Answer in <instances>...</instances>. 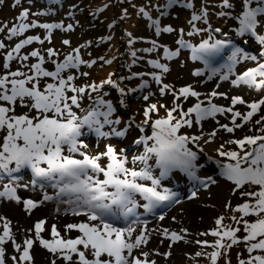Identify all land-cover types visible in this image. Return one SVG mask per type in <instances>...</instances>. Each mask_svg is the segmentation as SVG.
I'll use <instances>...</instances> for the list:
<instances>
[{"label": "snow or ice", "instance_id": "1", "mask_svg": "<svg viewBox=\"0 0 264 264\" xmlns=\"http://www.w3.org/2000/svg\"><path fill=\"white\" fill-rule=\"evenodd\" d=\"M179 2L180 0H168L166 8H171ZM20 3L21 0H15V5ZM184 6L194 7L192 3H186ZM220 8L232 10L235 5L231 0H222ZM140 11L148 19H152L145 9L141 8ZM125 13H127L126 9ZM40 14L36 13V15ZM43 14L47 15L48 13ZM164 14L165 12L162 11L161 15ZM218 15L229 17L238 22V27L234 30L235 36L242 40L244 37L255 38L261 46H264V34H260L258 31V29H264V0H242V10L236 15L223 10ZM28 16L29 9L25 8L19 16L22 22L9 29V38L25 32L29 28L41 27L47 30L46 39L50 41L55 29L64 28V25L60 23L37 24L33 22L29 24L23 22L27 20ZM207 16V8L202 9L200 14L194 12L190 23L202 19L207 23ZM152 23L156 26L157 34L175 31L171 25L161 28L159 20H152ZM71 29L72 26L68 25L67 30ZM0 31L3 29L0 28ZM180 31L183 33V29ZM199 31L201 29L194 28V32ZM209 31L219 33L223 38L215 39L213 35H209L208 39L203 40L199 45H193L183 38L178 41L181 47L191 49L193 60H200L205 65L204 69H197L193 75L199 77L206 71L210 72L207 81H211L217 76L221 81H227L235 76V79L231 80L234 87L247 85L256 89H264V62H262L264 53H261L259 57L250 54L220 28L213 29L209 25ZM189 35H193V32H190ZM33 41L44 43V40L39 36H28L7 53L4 67L8 68L9 62L16 58L27 61L29 56L21 57L20 50ZM248 42V40H243L244 44ZM132 43L134 41L129 40V44ZM64 44H70V41L65 40ZM152 44V48L144 49V51H156V41H152ZM4 47V43L0 41V48ZM225 50L230 52L227 61L218 68L213 67V58ZM79 53L80 49L77 48L74 54L67 55L62 62L53 60L54 70H48L44 67L45 57L37 49L30 55L36 57L38 62L28 65L33 74L17 70L6 72L0 76V131L5 133L2 142H0V174L9 177V183L4 184L3 191H0V198L19 202L21 198L17 195V187L20 186L18 183L20 177L14 174L21 169L30 168L33 174L30 183L33 187L39 185L43 189L45 185H48L56 191L55 195H48L45 192L43 200L39 202L31 199L24 201L27 209H33L44 201L56 199L68 206L65 209V214L71 211L72 215L86 217L84 222L66 225L68 230L79 231L80 235L74 239L61 237L60 232L53 225L51 232L53 238L50 240L41 238L39 241L44 248L54 254H59L68 264H156L155 260L149 261V252H142L140 256L133 255L134 249L148 243L149 234H146V230L140 231L133 239V233L136 232L134 226L136 221L121 227L118 226L120 219L134 213L135 209L139 207V203L135 199L137 194L147 201L143 207L148 211H152L160 205L175 202L177 193L169 188L161 189V180L175 170L185 173L192 180L199 181L204 185L216 183L213 177L201 180L199 175L200 170L205 166L199 163L200 153L203 152V149L200 148L198 142L204 139L203 134L189 135L182 133L181 129L185 126H193L192 114H195V120L200 122L215 117L217 114L231 113L233 126L223 124L220 127L228 133H234L236 129L251 122L253 117L261 111L264 106V98L247 103L240 95L231 97L233 106L247 104L249 111L241 113L234 111L233 107H224L213 102V98L218 96L228 98L225 92L213 90L203 94L207 97L205 103L200 99L202 93L197 91L193 85L189 84L180 88L179 94L176 96L177 100L180 97H195L197 102L187 111H184L179 103L171 109L163 106L166 108V116L155 119L151 123L150 135H141L135 141L137 145H144V152L133 157L132 160L133 164L139 162L142 165L137 170L128 167L126 153L118 151L111 144L106 147V151L98 155H89L81 151L82 148L88 147L81 141L85 129L95 131L100 137L112 135L123 137L131 128L132 121H129L123 131L119 130L117 126L120 125L121 120L112 118L116 112V106L111 100L104 99L103 96H98L93 101L94 106L81 107L83 96L89 93V89L94 93L103 89L105 85H112L119 90L121 97L126 96L127 92L125 88L120 87L117 81L112 79L114 74H110L106 80L99 84L91 83L84 87H78L75 83L77 76L73 75L70 70L79 69L85 63ZM47 54L49 57L58 55L51 48L48 49ZM132 55L135 57L136 52L133 51ZM179 55V48L176 50L165 49L164 51V57L168 60ZM248 60L256 61L258 66L249 68L242 74H237L235 72L237 66L242 61ZM107 62L110 64L112 61ZM95 63V61H91L89 66ZM150 63L164 73L170 71L168 64L161 63L159 60H152ZM66 71L69 73L67 76L64 75ZM81 75H87V73H81ZM152 76L157 83L162 82L161 75L153 73ZM42 77L51 78L54 82L48 83L41 89L40 80ZM140 87L143 89L149 85L145 81ZM171 87V85L163 84L160 91L166 93ZM216 88L219 89L220 84H217ZM128 91L134 92L136 89ZM69 93L72 94L69 95ZM143 98L148 100L149 96ZM26 100L30 103H26ZM17 101L22 106L29 108V112L34 110L36 115L16 114ZM119 103L124 104L123 98L119 100ZM158 111L157 104H151L144 110L145 120L138 126L142 133L152 119V114L158 113ZM177 112L178 115H174ZM237 118L242 119L243 123H237ZM255 124L260 125L256 134L227 141L228 144L236 145L237 150H225L224 144H221L217 149L219 156L227 158V162L215 161L220 168V175L231 181L235 185V190L244 189L246 185L249 186V189H255L241 192V196L247 199L233 210L234 213L241 215L239 218L236 215L231 217L237 225L243 224L245 232L243 241L248 245L249 259H241L239 264H264V255H252L257 250L264 252V115L255 120ZM106 126L111 127V132L104 131ZM218 131L219 129L212 131L208 133V136L214 139ZM205 142L210 141L206 140ZM189 144L197 145V148L200 149L199 152L189 147ZM104 158H107L108 161L106 165L101 163ZM153 158L156 168L160 170L159 176L154 175L153 165L149 163ZM101 176L103 179L100 178ZM149 181L150 184L147 183ZM28 186V184L23 185L25 188ZM228 206L231 207L230 202ZM59 210L57 207V211ZM248 217L254 219H246ZM0 219L4 221L3 233L0 234V264H5L4 244L7 241H12L16 250L21 252L19 259L15 256L12 257L16 264L31 261L30 249L33 247L34 240L24 239L23 247L21 244L15 243V237L10 229L11 222L6 218ZM160 219L162 220L164 217L161 216ZM223 220V216L219 217L215 222L218 227L210 232L211 236L217 238L214 243L209 245L207 240L196 241L197 244L210 246L214 249L209 253L212 264H217L222 249H229L232 245L241 242L237 235L241 230L240 227L223 226L221 228ZM44 224V220L36 223V236H40ZM162 232L166 237H169L168 229H163ZM208 234L201 233L200 235ZM170 239L175 243L184 240L185 237L181 233L172 231ZM225 240L230 243H225ZM202 254L198 252L196 255ZM166 255H171V253ZM52 264H56L55 260Z\"/></svg>", "mask_w": 264, "mask_h": 264}, {"label": "rangeland", "instance_id": "2", "mask_svg": "<svg viewBox=\"0 0 264 264\" xmlns=\"http://www.w3.org/2000/svg\"><path fill=\"white\" fill-rule=\"evenodd\" d=\"M231 2L235 5V8L232 10L221 9L220 4L222 0H180L179 3L173 5L171 8H166L168 0H21L19 5H15V0H0V28L3 29V31H0V41L5 45L4 48H0V76L6 72L17 70L33 74L30 72L28 65L38 62L36 57L30 55L34 50L39 49L40 54L45 57L44 67L48 70H54L53 60L62 62L67 55L74 54L75 49L79 48V55L85 63L79 69L70 70L73 75L77 76L75 83L78 87H84L91 83L99 84L101 81L106 80L110 74H114L112 75V79L117 81L120 87L125 88L127 92L126 96L121 97L119 90L112 85H105L103 89L94 93L89 89V93L83 96L81 107L89 108L90 106H94L93 101L98 96H103L104 99L111 100L116 106V112L112 118L121 120L120 125L117 126L119 130L122 131L121 127L126 124V120L132 121L131 128L128 129L126 135L123 137L115 135L100 137L95 131L85 129L81 141L87 144L88 147L82 148L81 151L89 155H98L106 151V147L111 144L118 151L126 153L128 167L139 170L142 165L139 162L133 164L132 160L133 157L144 152V145H137L135 141L141 135H150L151 123L155 119L166 116V108L163 106L171 109L175 104L179 103L182 105L184 111L192 107L197 102L195 97H180L179 100L176 99L179 89L189 84L202 93L199 90L202 76L197 77L193 73L197 69H202L204 63L200 60H193L191 49L181 47L178 44L181 38L193 45H199L203 40H207L209 35H213L215 39H222L223 36L221 34L209 31V25H211V28H220L224 33L233 37L250 54L259 57L261 53H264V46H261L255 38L244 37L243 40L249 41L247 44H244L242 38L235 36L234 30L238 27L236 20L218 15L222 10L229 11L232 15H236L242 10V0H231ZM186 3H192L194 7L188 8L184 6ZM25 8L29 9V16L23 22L29 24L33 22L37 24L60 23L64 25V28L55 29L50 41L46 39L47 30L41 27L29 28L27 31L9 38V29L22 22L19 16ZM141 8L149 13L152 17L151 20L140 11ZM204 8L208 9L207 20L209 19L211 22L206 23L202 19L190 23L193 13L200 14ZM125 9L127 13H125ZM162 11L165 12L164 15H161ZM45 12L48 14L44 15L43 13ZM36 13L41 14L36 15ZM152 20H159L161 28L171 25L175 31L157 34L156 26L153 25ZM68 25L72 26L71 30H67ZM194 28L201 29V31L194 32ZM181 29H183V33L180 31ZM258 31L260 34H264V29H258ZM190 32H193V35H189ZM28 36H39L44 40V43L41 44L39 41H33L31 44L25 45L20 50L19 55L21 57L28 55L29 59L27 61L19 58L13 59L9 62V67L5 68L4 64L7 53L22 40L27 39ZM65 40L70 41V44H64ZM129 40H133L134 43L129 44ZM152 41H156L157 50L152 52L144 51V49L153 47ZM50 48L54 49L58 55L49 57L47 53ZM177 48L180 49L178 57L171 60L165 59V49L176 50ZM133 51L136 52L135 57L132 55ZM13 55L15 56L16 54L14 53ZM228 55H230V52L225 50V52L214 57L212 66L218 68L220 64H224L227 61ZM219 59L224 61L215 66V61ZM109 60L112 61L110 64L107 62ZM152 60H159L161 63L168 64L170 71L164 73L161 69L153 67L150 63ZM91 61H95L96 63L89 66V62ZM183 62L185 64L182 65ZM240 65L238 72H236L237 74H242L247 69L258 66L257 62L252 60L242 61ZM81 73H87V75H81ZM153 73L162 76L161 83H157L153 79ZM68 74V71L64 73L65 76ZM219 78V76L216 77L217 80ZM232 79H235V76ZM231 80L228 82L229 84H232ZM145 81H147L149 87L141 89L140 86ZM52 82L54 81L51 78L42 77L40 80L41 89ZM163 84H168L172 87L166 93H162L160 89ZM210 87L212 88V84ZM246 88L250 89L247 90L248 96L245 97L247 103L264 98V89H256L250 86ZM130 89H136L137 93L136 91H128ZM213 90L218 91L217 88ZM239 90L241 89L239 88ZM71 94L69 93V95ZM144 96H149V99L144 100ZM227 97L223 98L225 105L222 106L224 107H227V104L231 103V97L233 96L228 94ZM121 98H123L124 104L119 103ZM200 99L204 100L205 103L207 102V97L203 93ZM217 100L218 98L216 97ZM25 102L30 103L27 100ZM213 102L216 103L214 100ZM151 104H157L159 111L152 114V119L142 133L138 126L145 120L144 110ZM234 111L246 113L249 109L247 104L235 105ZM15 112L16 114L29 113L30 115H36L34 110L29 112V108L22 106L19 101H17L15 106ZM174 115H178V112L174 113ZM261 115H264V106L253 117L251 122L245 124L242 128L236 129L234 133H229L232 137L235 134L237 136L232 138L223 135L225 137H223L224 140L222 141L241 139L245 135H249L250 131L256 132L260 125L255 124V120L259 119ZM191 118L193 119V126H185L181 129L182 133L199 135V131L203 129L201 127L204 125H212L216 130L219 129L218 132L224 130L220 127L223 124H228L230 127L233 126L231 113L217 114L215 117H210L200 122L195 120V114H192ZM237 123H243L242 119L237 118ZM111 130L110 126L104 128L105 132H111ZM4 135L5 133L0 131V142H2ZM206 140L202 139L198 142L200 148L203 149V152L200 153L199 163L205 165L200 170L199 175L201 180L211 175L216 180V183L218 182L219 184H201L199 181L192 180L185 173L178 170L163 178L161 180V189L169 188L177 193V200L175 202L163 206L171 209L163 217L173 216V220L169 223L163 221L158 225V230H146V234H149L151 240H148L146 245H141L140 248L134 249V256H140L142 252H149L148 259L152 261L154 251L158 250L156 246L161 245L159 247L161 251L155 253V255L159 256L160 261L166 262V264H212L209 253L214 251V249L210 246L197 244L196 241L207 240L209 245L214 243L217 238L211 236L210 232L212 229L218 227L215 222L219 217L223 216L224 220L222 221L221 228L223 226H231L233 228L239 226L241 230L237 235L241 242L232 245L229 249H222L221 256L217 259V264H239L241 259H249L248 245L243 241V236L245 235L243 224L237 225L231 217L236 215L239 218L241 215L233 211L238 204L245 202L247 199L241 196V192L255 189H249V186L246 185L244 189L235 190V185L220 175V168L215 163L217 160L227 162V158L220 157L217 151L222 143L211 139L209 140L210 142L206 143ZM227 141L223 143L225 150H237L236 145L228 144ZM189 147L198 152L200 150L194 144H189ZM209 157L212 159L209 160ZM107 162V158L101 161L105 165ZM149 163L153 165L154 175L159 176L160 170L155 166V159L153 158ZM15 174L20 177L17 195L21 199L17 202L15 200H8L7 198H0V218H6L11 222L10 229L15 237V243H19L23 247L24 239L31 238L34 240L33 247L30 249L32 260L23 261L21 264H52L53 260H55L56 264H68L59 254H54L44 248L39 241L41 238L49 240L53 238L51 235L53 225L56 226L61 237L66 239L76 238L80 235L79 231L76 229L68 230L66 225L84 222L86 221V217L83 215H72L71 211L65 214V209L68 206L56 199L44 201V203L38 204L33 209H27L24 201L31 199L39 202L43 200L45 192L48 195H55L56 190L48 185H45L43 189L39 185L33 187L30 183L33 179L30 168L21 169ZM175 175H179L180 186L174 183L177 180V178H173ZM100 178L103 179V176ZM184 180L187 181V185L183 183ZM7 183H9V177L0 174V191H3V185ZM147 183L150 184V181ZM25 184L29 186L27 188L23 187ZM135 199L139 203V207L135 209L131 217H122L118 224V226L124 227L136 221L134 225L136 232L133 233V239L140 231L144 230L143 227V230L142 228L139 229L140 225L153 226V224L160 221L161 217H158L159 209L157 207L152 211H148L143 207L147 201L142 196L137 194ZM229 202L231 207L228 206ZM57 207H59V211H57ZM208 214L211 215V218ZM209 218L211 221L208 220ZM246 219L252 220L254 218L248 217ZM40 220H44L45 224L43 231L38 237L35 233V225ZM3 223V219H0V234L3 233ZM163 229L169 230V237L163 234ZM172 231L181 233L185 239L173 243L170 239ZM201 233L209 234L200 235ZM153 236L157 238L156 241ZM225 243H230V241L225 240ZM185 246H188L189 251L185 249L183 251ZM4 247L5 264H16L12 260V257L15 256L19 259L21 252L16 250L15 244L12 241H7ZM161 252L164 254L170 252L171 255H168L166 259ZM188 252H191V254H186ZM198 252L203 254L197 256ZM257 254L264 255V252L257 250V252L252 253V255Z\"/></svg>", "mask_w": 264, "mask_h": 264}, {"label": "bare ground", "instance_id": "3", "mask_svg": "<svg viewBox=\"0 0 264 264\" xmlns=\"http://www.w3.org/2000/svg\"><path fill=\"white\" fill-rule=\"evenodd\" d=\"M183 64H185V62H183L182 63V65ZM222 64H220V66H221ZM219 66V67H220ZM241 65L239 64L238 66H237V69L239 70V67H240ZM202 69H204L205 68V65H202ZM248 70V69H247ZM210 74V72H205V74L204 75H202V80L200 81V85H199V90L200 91H202V93L203 94H207V93H210L214 88H216V86H214V85H216V83L217 84H220V88L218 89V92H225V93H227V95L229 94L230 96H236L237 94H240V96H242L244 99H245V97L246 96H248V93H247V90H250L249 88H246L247 86H245V85H241L240 87H234L232 84H229L228 82H230V80L234 77V76H232L229 80H227V81H221V79L219 78V80H217L216 79V77H214L213 78V80H211V81H207V76ZM214 80H215V84H214ZM205 81H207V82H205ZM212 84V88L210 87V85ZM239 88L241 89V90H239ZM218 98V100L216 101V98H213V100L216 102V104H218V105H225L224 104V102H223V98H225V97H220V96H218L217 97ZM228 106L227 107H233L234 108V106H232L231 105V103H228L227 104ZM201 128H203V129H201L200 131H199V135H202L203 134V136H204V139H207V140H213V141H218V142H220V143H226V141L225 142H223L222 140H224V138L223 137H225V136H227V137H232V135H229V133L226 131V130H222V131H220V132H217V135H216V137L213 139V138H210L209 136H208V133H211L212 131H215L216 129L215 128H213V126L212 125H204V126H202ZM257 131L258 130H256V132H253V131H250L249 132V135H253V134H256L257 133ZM223 135H225V136H223ZM234 136H237L236 134L235 135H233V137ZM232 137V138H233ZM207 177H212L211 175H208V176H206V178ZM173 178H177V180H175V184L177 185V186H180L181 185V181H180V178H179V175H175V176H173ZM185 185H187L188 183H187V181L186 180H184V182H183ZM219 183L217 182L216 183V185H218ZM133 214V213H132ZM209 215V217L211 218V215L210 214H208ZM129 217H131V214L130 215H128V218ZM173 216H169V217H165L164 219H160V221L158 222V223H155V224H153V226L152 225H140V227H139V229L140 228H144V230H150V231H153V230H158V228H159V224L160 223H162L163 221L164 222H166V223H169L170 221H172L173 220V218H172ZM127 218V217H126ZM208 219L209 221H211V219ZM168 219H170V220H168ZM143 228H142V230H143ZM154 237V236H153ZM156 237H154V240L156 241ZM151 240V238H150V236H149V241ZM156 247H158V250L156 249L155 251H154V253H153V260H155L156 261V263L157 264H166V262H161L160 261V258H158L159 256H156L155 255V253H158V252H160L161 250H160V248L159 247H161V245H158V246H156ZM184 249L186 250V251H189V249H188V246H185V248H183V251H184ZM161 253H163V252H161ZM164 254V253H163ZM167 253H165L164 254V257L167 259V256L168 255H166ZM186 254H191V252H188V253H186ZM190 256H192V255H190Z\"/></svg>", "mask_w": 264, "mask_h": 264}]
</instances>
